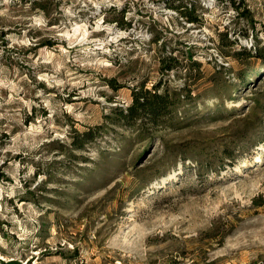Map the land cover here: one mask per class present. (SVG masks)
<instances>
[{
    "label": "rangeland",
    "instance_id": "374dc122",
    "mask_svg": "<svg viewBox=\"0 0 264 264\" xmlns=\"http://www.w3.org/2000/svg\"><path fill=\"white\" fill-rule=\"evenodd\" d=\"M10 262L264 264V0H0Z\"/></svg>",
    "mask_w": 264,
    "mask_h": 264
},
{
    "label": "trees",
    "instance_id": "16d2710c",
    "mask_svg": "<svg viewBox=\"0 0 264 264\" xmlns=\"http://www.w3.org/2000/svg\"><path fill=\"white\" fill-rule=\"evenodd\" d=\"M195 19H191L189 21H192ZM133 102L131 105L125 109L124 111H116V115L127 121L131 122L134 119H141L144 117H148L149 121L156 122L157 119L161 116V113L165 108L168 106V99L167 95L165 93H151L150 91L146 90L144 93L140 91H135L133 93ZM88 137V138H86ZM92 138V132L90 130H85L83 132V139H81L82 142L84 140ZM82 142H79L77 140H74V145L76 147H80L82 145ZM8 264H14V262H10Z\"/></svg>",
    "mask_w": 264,
    "mask_h": 264
},
{
    "label": "bare ground",
    "instance_id": "6f19581e",
    "mask_svg": "<svg viewBox=\"0 0 264 264\" xmlns=\"http://www.w3.org/2000/svg\"><path fill=\"white\" fill-rule=\"evenodd\" d=\"M243 161H244V160H243ZM243 161H242V162H243ZM248 163H249V161L247 160L246 163H245L244 165L246 166Z\"/></svg>",
    "mask_w": 264,
    "mask_h": 264
}]
</instances>
